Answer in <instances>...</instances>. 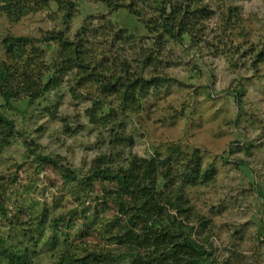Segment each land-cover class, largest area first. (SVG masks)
Segmentation results:
<instances>
[{
	"label": "rangeland",
	"instance_id": "1",
	"mask_svg": "<svg viewBox=\"0 0 264 264\" xmlns=\"http://www.w3.org/2000/svg\"><path fill=\"white\" fill-rule=\"evenodd\" d=\"M208 4L214 15L196 28L193 42L173 44L172 67H167L172 58L160 52L158 62L170 80L151 94L140 113L122 118L133 138L127 155L150 157L174 146L199 149L204 168H214L217 175L208 186L187 190L191 205L207 222L205 227L194 224L195 238L211 247L217 264H264V65L254 67L258 48L264 47V0ZM230 9L240 10L242 20L226 18ZM90 17L107 18L149 45L158 43L146 39L144 27L127 11L110 13L103 4L81 0L71 21L53 4L14 23L0 16V59L5 58L6 37H27L44 54L39 65L52 67L59 46L47 42L48 35L67 28L73 40ZM82 94L76 101L64 83L32 108L26 100L11 103L15 109L9 117L19 135L0 149V187L7 206L6 216L0 215V239L26 253L33 264H57L62 253L82 247L118 248L110 229L115 212L97 204L99 189L96 195L80 190L77 195L52 165L57 157L59 169L72 168L84 177L92 161L108 150L99 148L100 136L110 142L108 130L93 127L85 115L97 94L86 89ZM5 136L0 130V144ZM25 142L52 163L40 165Z\"/></svg>",
	"mask_w": 264,
	"mask_h": 264
},
{
	"label": "trees",
	"instance_id": "2",
	"mask_svg": "<svg viewBox=\"0 0 264 264\" xmlns=\"http://www.w3.org/2000/svg\"><path fill=\"white\" fill-rule=\"evenodd\" d=\"M210 1L91 0L105 5L110 13L127 11L144 27L146 39L158 43L149 45L107 18L90 17L73 40L67 28L48 35L47 42L59 46L52 67L39 65L44 54L32 39L8 36L2 41L5 58L0 59V130L6 136L0 149L19 135L9 117V110L15 109L11 103L26 100L32 108L64 83L76 101H81L85 89L89 95L97 94L85 115L90 125L108 130L110 136L108 145L100 136L99 148L108 150L101 149L84 177L72 168L59 169L57 157L52 163L50 156H43L25 142L29 155L42 166L51 162L62 180L77 189V195L79 190L96 195L98 188L97 204L115 212L110 229L115 230L111 238L117 249L77 248L62 253L57 264H217L211 247L195 238L194 224L205 227L207 222L187 194L189 188L213 183L216 170L204 168L202 152L197 148L189 152L174 146L165 153L156 150L150 157L127 155L133 138L121 124L123 117L140 113L151 94L170 80L158 62L160 52L168 53L172 59L167 67H172L173 44L184 45L198 37L196 28L214 15ZM51 4L71 21L79 13L81 0H0V16L14 23L50 9ZM232 9L226 18L235 15L241 21L240 10ZM180 59L178 56L177 61ZM259 64L264 65V47L258 48L254 67ZM238 95L242 97L243 92ZM121 149L126 153L117 152ZM39 172H44L42 167ZM5 197L0 187V215L6 216ZM33 263L26 253L0 239V264Z\"/></svg>",
	"mask_w": 264,
	"mask_h": 264
}]
</instances>
